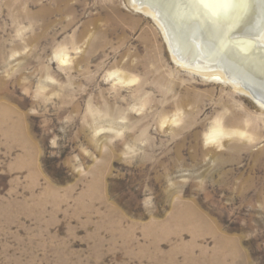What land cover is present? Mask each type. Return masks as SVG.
Returning <instances> with one entry per match:
<instances>
[{"label":"rangeland","instance_id":"374dc122","mask_svg":"<svg viewBox=\"0 0 264 264\" xmlns=\"http://www.w3.org/2000/svg\"><path fill=\"white\" fill-rule=\"evenodd\" d=\"M138 3L0 0V264H264V103Z\"/></svg>","mask_w":264,"mask_h":264},{"label":"bare ground","instance_id":"6f19581e","mask_svg":"<svg viewBox=\"0 0 264 264\" xmlns=\"http://www.w3.org/2000/svg\"><path fill=\"white\" fill-rule=\"evenodd\" d=\"M139 1L140 7L152 11L169 32L175 56L188 66L202 57L206 64L216 65L215 69L231 82L264 103V46L256 42L264 27V0H246L238 10L225 8L222 15L202 13L186 0H167L164 5L157 0ZM247 87L255 90L251 92Z\"/></svg>","mask_w":264,"mask_h":264},{"label":"snow or ice","instance_id":"6c2138e0","mask_svg":"<svg viewBox=\"0 0 264 264\" xmlns=\"http://www.w3.org/2000/svg\"><path fill=\"white\" fill-rule=\"evenodd\" d=\"M186 3L201 9L202 13L207 11L215 15H222L225 8L238 10L246 3V0H186ZM239 46L237 42V47Z\"/></svg>","mask_w":264,"mask_h":264},{"label":"water","instance_id":"95a60500","mask_svg":"<svg viewBox=\"0 0 264 264\" xmlns=\"http://www.w3.org/2000/svg\"><path fill=\"white\" fill-rule=\"evenodd\" d=\"M261 29H263V26H262ZM241 84L244 86V82H241ZM246 86H247V85H246ZM247 89H250L251 92L255 90V89H253V87H252V88H251V87H250V88L247 87ZM251 89H252V90H251Z\"/></svg>","mask_w":264,"mask_h":264}]
</instances>
